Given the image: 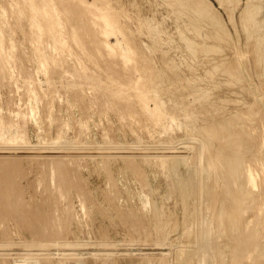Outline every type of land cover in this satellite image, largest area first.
Listing matches in <instances>:
<instances>
[{
    "label": "rangeland",
    "instance_id": "rangeland-1",
    "mask_svg": "<svg viewBox=\"0 0 264 264\" xmlns=\"http://www.w3.org/2000/svg\"><path fill=\"white\" fill-rule=\"evenodd\" d=\"M48 1L56 5L60 24L53 27L38 13L42 26L36 31L30 18L37 12L25 5L28 0H0V134L4 136L0 135V179L6 174L3 163L10 153H16L24 162L22 172L26 170L19 182L13 181L9 197L12 204L19 202L18 213L25 219L0 210V264H264V0ZM105 1L106 7L101 8ZM85 3L89 11L81 14ZM103 11L111 18L116 16L110 33L103 31ZM94 19L101 25L96 26L98 32H91ZM118 38L119 46L131 43L135 61L125 63L122 55L108 54L106 44H114ZM140 75L146 92L143 100L133 84ZM157 103L162 112L158 118L149 110ZM190 135L196 138L195 144ZM11 136L16 140L6 142ZM4 145L20 150L13 152L12 146ZM54 159L66 160L78 186L58 191L53 174L58 175L59 170L52 166ZM199 159L201 162L196 161ZM196 171L203 173L196 175ZM190 175L197 177L192 180ZM32 209L40 213H31Z\"/></svg>",
    "mask_w": 264,
    "mask_h": 264
},
{
    "label": "bare ground",
    "instance_id": "bare-ground-1",
    "mask_svg": "<svg viewBox=\"0 0 264 264\" xmlns=\"http://www.w3.org/2000/svg\"><path fill=\"white\" fill-rule=\"evenodd\" d=\"M64 2H66V0H63ZM76 1V0H75ZM85 1V0H84ZM88 1V0H87ZM97 1V0H96ZM101 1H104V0H101ZM99 2V3H102V2ZM110 1V0H109ZM179 1V0H178ZM81 2V1H80ZM83 2V1H82ZM94 2V1H93ZM188 2V1H187ZM78 3H79V1H78ZM95 3V2H94ZM97 3H98V1H97ZM104 3H106V1L105 2H103V5H104ZM111 3V2H110ZM109 3V4H110ZM157 3V2H156ZM197 3V2H196ZM63 4H65V3H63ZM67 4V3H66ZM77 4V3H76ZM86 4V3H85ZM89 4V3H88ZM91 4V3H90ZM112 4V3H111ZM110 4V5H111ZM179 4V3H178ZM187 4V3H186ZM24 5V4H23ZM27 7H29L30 9H32V11H35V12H37V14H33L32 15V17L30 18L31 20V23H32V26L34 27V29L36 30V31H39L40 29H41V26H42V24L40 23V20L38 19V17H37V15H38V13L39 14H41V15H44L45 17H47L48 18V20H49V22H50V24H51V26H53V27H55V26H58L59 24H60V15L58 14V12H57V10H56V5L55 6H52L51 5V2H49L48 0H28V2H26V4H25ZM58 5V4H57ZM81 5V4H80ZM83 5V4H82ZM100 5V4H99ZM102 5V7L101 8H105L106 6L104 5L103 6ZM109 5V6H110ZM183 5V4H182ZM181 5V6H182ZM185 5V4H184ZM201 5V4H200ZM6 6V5H5ZM17 6H19V5H17ZM77 6H79V5H77ZM86 6H87V4H86ZM93 6V5H92ZM96 6H97V4H96ZM101 6V5H100ZM112 6H113V4H112ZM116 6V5H115ZM114 6V7H115ZM202 6H203V4H202ZM59 7V6H58ZM186 7V6H185ZM23 8V7H22ZM87 8H88V6L86 7V8H82V11H81V14H83L85 11V9L87 10ZM116 8V7H115ZM184 8V7H183ZM188 8V7H187ZM205 8V7H204ZM2 9V8H1ZM23 9H25V7L23 8ZM81 9V8H80ZM89 9V8H88ZM94 9H98L97 7L95 8L94 7ZM182 9V8H181ZM192 9V8H191ZM60 10V9H59ZM65 10L66 11H68V13H70L71 12V9L68 7V5H65ZM103 10V9H102ZM105 10H107V9H105ZM168 10V9H167ZM179 10V9H178ZM183 10H187V9H183ZM209 10V9H208ZM211 10V9H210ZM250 10V9H249ZM1 11V10H0ZM11 11V10H10ZM24 11V10H23ZM64 11V10H63ZM62 11V12H63ZM87 11H89V10H87ZM100 11H101V9H100ZM180 11V10H179ZM194 11H195V8H194ZM255 11V10H254ZM35 12H33V13H35ZM93 12H94V10H93ZM97 13L99 12L98 10L96 11ZM103 12H105V11H103ZM103 12H102V14L100 15V18H102L101 19V21L102 22H104V24L105 25H103L104 27H103V31H105V32H108V33H110V31H112L111 29H113L114 28V26H115V24H114V22H113V17H116V16H114V15H111V16H113L112 18L110 17V15L108 14V12H105V14H103ZM112 12V11H111ZM206 12H207V10H206ZM215 12V11H214ZM1 13V12H0ZM16 13V12H15ZM24 13V12H23ZM91 13V12H90ZM97 13L95 14V15H97ZM100 13V12H99ZM106 13H107V15H106ZM110 13V12H109ZM186 13V12H185ZM31 14V13H30ZM71 14V13H70ZM87 14H88V12H87ZM120 15H121V13H119ZM257 14V13H256ZM2 15V14H1ZM76 15V14H75ZM85 15V14H84ZM89 15V14H88ZM87 15V16H88ZM204 15V14H203ZM202 15V16H203ZM212 15V14H211ZM21 16H23V15H21ZM30 16V15H29ZM66 16V15H65ZM69 16V15H68ZM91 16V15H90ZM180 16V15H179ZM192 16V15H191ZM198 16V15H197ZM40 17V16H39ZM89 17V16H88ZM121 17V16H120ZM195 17V16H194ZM23 18V17H22ZM86 18V17H85ZM126 18V17H125ZM174 18V17H173ZM190 18V17H189ZM193 18V17H192ZM217 18V17H216ZM69 19V18H68ZM82 19H84V18H82ZM116 19H118V18H116ZM114 20V21H117V20ZM150 19V18H149ZM199 19V18H198ZM197 19V20H198ZM22 20V19H21ZM72 20V19H71ZM70 20V21H71ZM99 20V19H98ZM64 21V20H63ZM66 21V20H65ZM74 21V20H73ZM87 21H88V24H89V20L87 19ZM120 20H118V22H119ZM154 21V20H153ZM165 21V20H164ZM215 21V20H214ZM248 21V20H247ZM97 22L98 21H96L95 19L93 20V23H92V30H91V32H95L96 30H97V32H98V28L99 27H97L96 28V26H101V25H98L97 24ZM100 22V21H99ZM121 22V21H120ZM120 22H119V24H118V27H119V25H121L120 24ZM176 22H177V20H176ZM201 22V21H200ZM216 22V21H215ZM250 22V21H249ZM70 23V22H69ZM157 23H158V21H157ZM213 23V22H212ZM217 23V22H216ZM222 23V22H221ZM220 23V24H221ZM246 23V22H245ZM65 24V23H64ZM72 24V23H71ZM76 24V23H75ZM117 24V23H116ZM159 24V23H158ZM202 24V23H201ZM209 24V23H208ZM223 24V23H222ZM68 25V24H67ZM66 25V26H67ZM203 25V24H202ZM250 25V24H249ZM252 25V24H251ZM73 26H74V23H73ZM76 26V25H75ZM78 26H79V24H78ZM194 26V25H193ZM219 26V25H218ZM85 27H87V26H85ZM89 27H90V25H89ZM150 27V26H149ZM204 27V26H203ZM202 27V28H203ZM212 27H213V25H212ZM222 27V26H221ZM225 27V26H224ZM251 27V26H250ZM64 28V27H63ZM68 28V27H67ZM101 28V27H100ZM120 28H121V26H120ZM125 28V27H124ZM153 28H155V27H153ZM158 28V27H157ZM206 28V27H205ZM223 28V27H222ZM149 29V28H148ZM194 29V28H193ZM192 29V30H193ZM198 29V28H197ZM200 29V28H199ZM215 29V28H214ZM220 29V28H219ZM223 29H225V28H223ZM1 30H2V28H0V34H1ZM44 30V29H43ZM65 30V29H64ZM76 30V29H75ZM74 30V31H75ZM202 30V29H201ZM221 30V29H220ZM226 30V29H225ZM73 31V32H74ZM78 31H80V30H78ZM82 31H83V29H82ZM102 31V30H101ZM123 31V30H122ZM133 31V30H132ZM158 31V30H157ZM209 31V30H208ZM257 31V30H256ZM65 32V31H64ZM72 32V34H74L75 35V37L77 38V35H78V33H77V35H76V33L74 32L73 33ZM100 32V31H99ZM116 32H118V31H116ZM194 32V31H193ZM220 32V31H219ZM218 32V33H219ZM223 32V31H222ZM23 33V32H22ZM70 33V32H69ZM83 33V32H82ZM87 33V32H86ZM185 33V32H184ZM93 34V33H92ZM200 34H202V32L200 33ZM217 34V33H216ZM220 34V33H219ZM224 34V33H223ZM32 35H34V34H32ZM98 35H99V33H98ZM215 35V34H214ZM71 36V35H70ZM69 36V37H70ZM94 36H96V35H94ZM100 36V35H99ZM199 36V35H198ZM44 37V36H43ZM67 37V36H66ZM78 37H79V35H78ZM158 37V36H157ZM160 37H161V35H160ZM195 37V36H194ZM194 37H192V38H194ZM206 37H207V35H206ZM218 37V36H217ZM48 38V37H47ZM103 38V37H102ZM102 38H101V40H102ZM187 38V37H186ZM204 38V37H203ZM46 39V38H45ZM71 39V38H70ZM73 39V38H72ZM77 39H80V38H77ZM108 39V38H107ZM223 39H226V38H224L223 37ZM5 40H6V38H5ZM176 40V39H175ZM193 40V39H192ZM227 40V39H226ZM225 40V41H226ZM257 40V39H256ZM39 41V40H38ZM108 41V40H107ZM107 41H105V43L107 42ZM157 41V40H156ZM191 41V40H190ZM189 41V42H190ZM211 41V40H210ZM212 41H214V40H212ZM71 42H72V40H71ZM179 42H180V40H179ZM194 42V41H193ZM196 42V41H195ZM198 42V41H197ZM223 42V41H222ZM73 43V42H72ZM95 43V42H94ZM100 43V42H99ZM116 43H117V45H116ZM116 43H114V44H111V43H107L106 44V46H107V50H109V53L108 54H110L111 56H116V54H119V55H122L123 56V58L125 59V63L126 62H133V61H135V58H134V54H133V48H132V45H130L129 43H127L126 45H120L119 46V43H121V39L120 38H118V40H117V42ZM219 43V42H218ZM80 44V43H79ZM91 44V43H90ZM187 44V43H186ZM192 44V43H191ZM206 44H207V42H206ZM217 44V43H216ZM227 44V43H226ZM256 44V43H255ZM14 45V44H13ZM75 45H76V43H75ZM102 45V44H101ZM209 45V44H208ZM214 45V44H213ZM221 45H222V43H221ZM8 46V45H7ZM11 46V45H10ZM86 46V45H85ZM93 46H95V44L93 45ZM219 46V45H218ZM14 47V46H13ZM87 47H88V45H87ZM86 47V48H87ZM101 47V46H100ZM102 47H104V45L102 46ZM10 48V47H9ZM17 48V47H16ZM40 48H42V46L40 47ZM80 48V47H79ZM191 48V47H190ZM193 48V47H192ZM203 48V47H202ZM205 48V47H204ZM212 48V47H211ZM219 48V47H218ZM3 49V41L0 39V52H1V50ZM8 49V48H7ZM46 49V48H45ZM75 49V48H74ZM105 49V48H104ZM161 49V48H160ZM225 49V48H224ZM260 49V48H259ZM33 50V49H32ZM89 50V49H88ZM219 50V49H218ZM48 51V50H47ZM52 51V50H51ZM72 51V50H71ZM86 51H87V49H86ZM97 51V50H96ZM194 51V50H193ZM24 52V51H23ZM138 52V51H137ZM203 52V51H202ZM261 52V51H260ZM76 53V52H75ZM88 53H90V52H88ZM107 53V52H106ZM219 53V52H218ZM221 53V52H220ZM49 54H51V53H49ZM77 54V53H76ZM137 54V53H136ZM188 54V53H187ZM3 55V54H2ZM61 55V54H60ZM89 55V54H88ZM106 55V54H105ZM7 56V55H6ZM14 56H16V55H14ZM22 56V55H21ZM48 56V55H47ZM46 56V57H47ZM51 56V55H50ZM80 55H78V57H79ZM82 56V55H81ZM91 56H92V54H91ZM95 56H97V55H95ZM107 56V55H106ZM17 57V56H16ZM56 57H57V55H56ZM86 57V56H85ZM84 57V58H85ZM98 57V56H97ZM100 57V56H99ZM109 57V56H108ZM119 57V56H118ZM184 57V56H183ZM47 58H49V57H47ZM80 58V57H79ZM78 58V59H79ZM90 58V57H89ZM188 58V57H187ZM19 59V58H18ZM260 59V58H259ZM58 60H59V58H58ZM72 60V59H71ZM74 60V59H73ZM97 60H98V58H97ZM121 60V59H120ZM140 60V59H139ZM195 60V59H194ZM205 60V59H204ZM221 60V59H220ZM229 60H231V59H229ZM20 61V60H19ZM62 61V60H61ZM108 61V60H107ZM116 61V60H115ZM15 62V61H14ZM37 62V61H36ZM48 62H49V60H48ZM85 62V61H84ZM83 62V63H84ZM87 62V61H86ZM106 62V61H105ZM174 62V61H173ZM172 62V63H173ZM187 62V61H186ZM192 62H193V60H192ZM225 62V61H224ZM223 62V63H224ZM229 62V61H228ZM237 62V61H236ZM2 63V62H1ZM50 63V62H49ZM69 63V62H68ZM88 63V62H87ZM94 63H95V61H94ZM101 63H102V61H101ZM109 63V62H108ZM227 63V62H226ZM225 63V64H226ZM256 63V62H255ZM263 63V62H262ZM51 64V63H50ZM65 64V63H64ZM90 64V63H89ZM92 64V63H91ZM111 64V63H110ZM141 64V63H140ZM151 64V63H150ZM228 64V63H227ZM16 65V64H15ZM79 65V64H78ZM203 65H206V64H203ZM82 66V65H81ZM89 66V65H88ZM108 66H112V65H108ZM125 66V65H124ZM123 66V67H124ZM216 66V65H215ZM76 67V66H75ZM79 67V66H78ZM99 67V66H98ZM119 67V66H118ZM137 67V66H136ZM153 67V66H152ZM220 67V66H219ZM218 67V68H219ZM37 68L38 67H36V70H37ZM40 68V67H39ZM67 68V67H66ZM65 68V69H66ZM73 68V67H72ZM103 68V67H102ZM125 68V67H124ZM171 68V67H170ZM235 68V67H234ZM59 69V68H58ZM74 69H76V68H74ZM74 69H73V72H74ZM104 69V68H103ZM110 69V68H109ZM141 69V68H140ZM148 69V68H147ZM226 69V68H225ZM11 70V69H10ZM26 70V69H25ZM30 70V69H29ZM108 70V69H107ZM217 70H219V69H217ZM231 70V69H230ZM233 70V69H232ZM1 71V70H0ZM2 71H3V69H2ZM24 71V70H23ZM53 71V70H52ZM92 71V70H91ZM94 71V70H93ZM96 71V70H95ZM106 71V70H105ZM112 71V70H111ZM122 71V70H121ZM145 71H146V69H145ZM152 71V70H151ZM173 71V70H172ZM4 72V71H3ZM20 72V71H19ZM89 72V71H88ZM97 72V71H96ZM99 72V71H98ZM107 72H109V71H107ZM229 72V71H228ZM18 73V72H17ZM35 73V72H34ZM83 73V72H82ZM105 74H106V72H104ZM137 73V72H136ZM135 73V74H136ZM145 73V72H144ZM161 73V72H160ZM159 73V74H160ZM207 73V72H206ZM225 73V72H224ZM239 73V72H238ZM39 74V73H38ZM112 74H114V73H112ZM125 74V73H124ZM213 74V73H212ZM232 74V73H231ZM237 74V73H236ZM256 74V73H255ZM3 75V74H2ZM88 75V74H87ZM86 75V76H87ZM90 75V74H89ZM98 75H99V73H98ZM109 75V74H108ZM120 75H122V73L120 74ZM143 75V74H142ZM145 75H147V72H146V74ZM156 75H158V74H156ZM172 75V74H171ZM230 75V74H229ZM233 75V74H232ZM32 76H34V75H32ZM78 76V75H77ZM100 76V75H99ZM125 76H126V74H125ZM199 76V75H198ZM231 76V75H230ZM16 77V76H15ZM79 77V76H78ZM77 77V78H78ZM89 77V76H88ZM107 77H109V76H107ZM129 77V76H128ZM133 77H134V75H133ZM157 78H158V76H156ZM163 77V76H162ZM233 77H235V76H233ZM24 78V77H23ZM33 78V77H32ZM37 78V77H36ZM60 78V77H59ZM80 78H81V75H80ZM85 78V77H84ZM87 78V77H86ZM90 78V77H89ZM97 78V77H96ZM106 78V77H105ZM156 78V79H157ZM161 78V77H160ZM109 79V78H108ZM182 79H184V78H182ZM213 79V78H212ZM238 79V78H237ZM242 79V78H241ZM5 80H6V78H5ZM37 80V79H36ZM87 80V79H86ZM89 80V79H88ZM96 80H98V79H96ZM101 80V79H100ZM109 80H112V79H109ZM119 80V79H118ZM122 80V79H121ZM162 80V79H161ZM196 80V79H195ZM215 80V79H214ZM10 81H11V79H10ZM25 81H26V79H25ZM29 81V80H28ZM34 81V80H33ZM72 81V80H71ZM101 81H103V80H101ZM106 81V80H105ZM130 81H131V79H130ZM148 81V80H147ZM153 81V80H152ZM156 81V80H155ZM154 81V82H155ZM159 80H157V82H158ZM172 81H174L173 79H172ZM198 81V80H197ZM210 81V80H209ZM218 81V80H217ZM227 81H229V83H230V80H227ZM38 82V81H37ZM91 82H93V81H91ZM115 82H116V80H115ZM115 82H114V84H115ZM123 82H124V80H123ZM142 82H144V80H143V77L140 75L136 80H134L133 81V84H134V87L136 88V92H138V95L140 96V98L143 100V99H145V95H146V92H145V90H144V88H142L143 87V83ZM160 82V81H159ZM242 82V81H241ZM2 83V82H1ZM33 83V82H32ZM55 83H57V82H55ZM70 83V82H69ZM89 83V82H88ZM96 83V82H95ZM105 83H107V82H105ZM118 83V82H117ZM120 83V82H119ZM127 83V82H126ZM178 83V82H177ZM200 83V82H199ZM214 83V82H213ZM217 83V82H216ZM91 84V83H90ZM97 84H98V82H97ZM101 84V83H100ZM99 84V85H100ZM124 84V83H123ZM130 84V83H129ZM129 84H125V86H128ZM154 84V83H153ZM160 84H162V82H160ZM190 84V83H189ZM31 85V84H30ZM55 85V84H54ZM82 85V84H81ZM102 85V84H101ZM104 85V84H103ZM219 85V84H218ZM231 85V84H230ZM234 85V84H233ZM236 85H237V83H236ZM239 85V84H238ZM5 86V85H4ZM17 86V85H16ZM24 86H25V84H24ZM23 86V87H24ZM31 86H33V85H31ZM52 86V85H51ZM76 86H77V84H76ZM106 86H109V85H106ZM124 86V87H125ZM130 86V85H129ZM128 86V87H129ZM153 86V85H152ZM12 87V86H11ZM37 87V86H36ZM53 87V86H52ZM55 87V86H54ZM82 87V86H81ZM95 87L96 88H98L96 85H95ZM123 87V86H122ZM204 87V86H203ZM239 87V86H238ZM17 88V87H16ZM30 88V87H29ZM79 88H80V86H79ZM93 88V87H92ZM102 88V87H101ZM107 88V87H106ZM117 88V87H116ZM119 88V87H118ZM130 88V87H129ZM132 88V87H131ZM154 88V87H153ZM198 88V87H197ZM205 88V87H204ZM219 88V87H218ZM19 89V88H18ZM26 89V88H25ZM50 89V88H49ZM56 89V88H55ZM58 89V88H57ZM73 89V88H72ZM99 89H100V86H99ZM108 89V88H107ZM113 89V88H112ZM126 89H128V88H126ZM133 89V88H132ZM236 89V88H235ZM262 89V88H261ZM23 90V89H22ZM28 90V89H27ZM60 90V89H59ZM116 90V89H115ZM118 90V89H117ZM129 90V89H128ZM161 90H162V88H161ZM29 91H30V89H29ZM52 91V90H51ZM107 91V90H106ZM111 91V90H110ZM131 92H132V90H130ZM129 91V92H130ZM13 92V91H12ZM53 92V91H52ZM68 92V91H67ZM77 92V91H76ZM98 92H101V91H98ZM112 92V91H111ZM131 92H130V94H131ZM133 92H135V90L133 91ZM132 92V93H133ZM152 92V91H151ZM179 92V91H178ZM191 92V91H190ZM49 93V92H48ZM59 93V92H58ZM62 93V92H61ZM110 93V92H109ZM115 93V92H114ZM128 93V92H127ZM168 93V92H167ZM201 93V92H200ZM208 93V92H207ZM232 93V92H231ZM32 94V93H31ZM123 95L125 94V93H122ZM135 94V93H134ZM156 94V93H155ZM160 94V93H159ZM193 95H195L194 93H192ZM191 94V95H192ZM210 94V93H209ZM234 94V93H233ZM243 94V93H242ZM13 95H15V94H13ZM48 95V94H47ZM52 95V94H51ZM59 95V94H58ZM64 95V94H63ZM133 95V94H132ZM149 95V94H148ZM172 95V94H171ZM174 95V94H173ZM179 95H181V94H179ZM220 95V94H219ZM230 95V94H229ZM240 95V94H239ZM41 96V95H40ZM102 96V95H101ZM136 96V95H135ZM150 96V95H149ZM158 96V95H157ZM15 97V96H14ZM94 97V96H93ZM133 97V96H132ZM168 97V96H167ZM171 97V96H170ZM169 97V98H170ZM240 97V96H239ZM246 97V96H245ZM36 98H38V97H36ZM134 98V97H133ZM132 98V99H133ZM159 98V97H158ZM195 98V97H194ZM220 98V97H219ZM50 99V98H49ZM48 99V100H49ZM73 99V98H72ZM82 99V98H81ZM102 99V98H101ZM108 99V98H107ZM110 99V98H109ZM137 99H139V98H137ZM137 99H136V101H137ZM165 99V98H164ZM185 99H186V97H185ZM229 99V98H228ZM113 100V99H112ZM117 100V99H116ZM120 100H121V98H120ZM167 100V99H166ZM164 101V102H167V101ZM170 100H171V98H170ZM176 100H177V98H176ZM233 100V99H232ZM240 100V99H239ZM242 100V99H241ZM13 101V100H12ZM98 101V100H97ZM110 101V100H109ZM126 101V100H125ZM124 101V102H125ZM134 101V100H133ZM162 101V100H161ZM211 101V100H210ZM243 101V100H242ZM241 101V102H242ZM247 101V100H246ZM87 102V101H86ZM112 102V101H111ZM130 102V101H129ZM132 102V101H131ZM171 102V101H170ZM174 102V101H173ZM208 102V101H207ZM218 102H220V101H218ZM230 102V101H229ZM245 102V101H244ZM248 102V101H247ZM16 103V102H15ZM49 103V102H48ZM60 103H62V102H60ZM69 103V102H68ZM106 103V102H105ZM142 103V102H141ZM140 103V104H141ZM234 103V102H233ZM239 102H237V104H238ZM1 104V103H0ZM45 104V103H44ZM126 104V103H125ZM136 104V103H135ZM138 104V103H137ZM136 104V105H137ZM165 106H166V104L165 103H163ZM167 104H169V103H167ZM174 104L175 103H173V106H174ZM178 104V103H177ZM204 104V103H203ZM210 104V103H209ZM242 104V103H241ZM69 105V104H68ZM145 105H146V103L144 104V107H145ZM171 105V104H170ZM248 105V104H247ZM247 105H245V107L247 106ZM3 106V105H2ZM19 106V105H18ZM27 106V105H26ZM100 106V105H99ZM105 106V105H104ZM104 106H103V108H104ZM112 106H113V103H112ZM138 106V105H137ZM169 106V105H168ZM189 106H190V104H189ZM214 106V105H213ZM224 106V105H223ZM229 106V105H228ZM69 107V106H68ZM98 107V106H97ZM107 107H108V105H107ZM131 107H133V105L131 106ZM220 107V106H219ZM226 107V106H225ZM234 107H235V105H234ZM237 107H239V106H237ZM20 108V107H19ZM115 108V107H114ZM142 108V107H141ZM146 108H147V106H146ZM161 108V106L159 105V103H157L156 104V107L155 108H153V109H149L153 114H156V118H158V117H160L161 116V114H162V112L161 111H159V109ZM168 108V107H167ZM172 108V107H171ZM17 109H18V107H17ZM62 109V108H61ZM60 109V110H61ZM112 109V108H111ZM118 110H119V108H117ZM126 109H127V107H126ZM125 109V110H126ZM137 109V108H136ZM143 109V108H142ZM141 109V110H142ZM192 109V108H191ZM234 109V108H233ZM21 110V109H20ZM114 110V109H113ZM116 110V109H115ZM118 110H117V112H118ZM120 110H121V108H120ZM120 110H119V112H120ZM129 110V109H128ZM131 110V109H130ZM161 110V109H160ZM166 110V109H165ZM171 110H173V109H171ZM200 110V109H199ZM238 110V109H237ZM241 110V109H240ZM244 110V109H243ZM10 111V110H9ZM16 111V110H15ZM83 111V110H82ZM144 111V110H143ZM185 111V110H184ZM193 111V110H192ZM251 111V110H250ZM21 112V111H20ZM118 112V113H119ZM126 112V111H125ZM140 112V111H139ZM142 112V111H141ZM145 112V111H144ZM165 112V111H164ZM190 112V111H189ZM188 112V113H189ZM208 112V111H207ZM216 112H219V111H216ZM244 112V111H243ZM30 113V112H29ZM61 113V112H60ZM99 113V112H98ZM107 113H109V112H107ZM116 113V112H115ZM117 113V114H118ZM122 113H123V111H122ZM166 113V112H165ZM246 113V112H245ZM250 113V112H249ZM19 114V113H18ZM23 113H21V115H22ZM48 114V113H47ZM119 114H121V113H119ZM127 114V113H126ZM144 115H146L147 113H143ZM168 114V113H167ZM177 114V113H176ZM192 114V113H191ZM204 114H205V112H204ZM219 114V113H218ZM227 114V113H226ZM9 115V114H8ZM24 115V114H23ZM29 115V114H28ZM31 115V114H30ZM45 115V114H44ZM58 115V114H57ZM116 115V114H115ZM128 115V114H127ZM186 115H189V114H186ZM199 115V114H198ZM215 115V114H214ZM257 115V114H256ZM26 116H27V114H26ZM122 114H121V117L120 118H122ZM125 116V115H124ZM165 116H166V114H165ZM185 116V115H184ZM205 116V115H204ZM242 116V115H241ZM261 116V115H260ZM62 117V116H61ZM89 117H90V115H89ZM92 117V116H91ZM111 117V116H110ZM109 117V118H110ZM144 117V116H143ZM149 117V116H148ZM188 117V116H187ZM186 117V118H187ZM228 117V116H227ZM227 117H225V118H227ZM10 118V117H9ZM27 118H28V116H27ZM134 118V117H133ZM167 118H169V117H167ZM178 118V117H177ZM207 118V117H206ZM223 118V117H222ZM236 118V117H235ZM244 118V117H243ZM245 118H246V116H245ZM47 119V118H46ZM59 119V118H58ZM85 119H86V117H85ZM148 119V118H147ZM162 119V118H161ZM202 119V118H201ZM215 119V118H214ZM230 119V118H229ZM233 119V118H232ZM248 119V118H247ZM261 119V118H260ZM13 120V119H12ZM17 120V119H16ZM25 120H26V118H25ZM31 120V119H30ZM110 120V119H109ZM145 120H146V117H145ZM151 120H153V119H151ZM151 120H148V121H151ZM175 120H177V119H175ZM216 120H218V119H216ZM226 120V119H225ZM18 121V120H17ZM26 121H28V120H26ZM132 121V120H131ZM59 122V121H58ZM62 122V121H61ZM146 122V121H145ZM152 122H154V121H152ZM170 122V121H169ZM176 122V121H175ZM214 122V121H213ZM233 122H235V121H233ZM44 123V122H43ZM182 123V122H181ZM191 123V122H190ZM208 123H210V122H208ZM225 123V122H224ZM1 124H3V123H1ZM46 124V123H45ZM69 124V123H68ZM128 124V123H127ZM150 124V123H149ZM152 124V123H151ZM154 124H156L155 122H154ZM218 124V123H217ZM240 124V123H239ZM242 124V123H241ZM263 124V123H262ZM19 125V124H18ZM26 126L27 124H23V126ZM61 125V124H60ZM67 125V124H66ZM72 125V124H71ZM110 125V124H109ZM205 125V124H204ZM210 125V124H209ZM237 125V124H236ZM19 126H21V125H19ZM22 126V127H23ZM111 126V125H110ZM132 126V125H131ZM140 126V125H139ZM145 126V125H144ZM147 126V125H146ZM155 126V125H154ZM188 126V125H187ZM240 126V125H239ZM264 126V125H263ZM1 127V126H0ZM12 128L14 127V126H11ZM61 127H63V126H61ZM70 127V126H69ZM114 127V126H113ZM186 127V126H185ZM207 127V126H206ZM15 128V127H14ZM23 128H25V127H23ZM22 128V129H23ZM132 128H133V126H132ZM144 129H145V127H143ZM195 128V127H194ZM226 128V127H225ZM243 128V127H242ZM106 129V128H105ZM113 129V128H112ZM224 129V128H223ZM228 129V128H227ZM24 130V129H23ZM150 130V129H149ZM2 131V130H1ZM0 131V132H1ZM5 131V130H4ZM22 131V130H21ZM58 131V130H57ZM195 131V130H194ZM204 131V130H203ZM225 131H226V129H225ZM239 131V130H238ZM6 132V131H5ZM27 132V131H26ZM25 132V133H26ZM60 132V131H59ZM77 132V131H76ZM191 132V131H190ZM217 132V131H216ZM222 132V131H221ZM21 133V132H20ZM83 133V132H82ZM88 133V132H87ZM106 133V132H105ZM243 133V132H242ZM1 134H2V132H1ZM0 134V135H1ZM6 134V133H5ZM22 134H24V131H23V133ZM28 134V133H27ZM60 134V133H59ZM63 134V133H62ZM237 134V133H236ZM245 134V133H244ZM7 135V134H6ZM26 135V134H25ZM52 135V134H51ZM57 135V134H56ZM61 135V134H60ZM66 135V134H65ZM2 136V135H1ZM15 136V135H14ZM14 136H11L9 139H5L6 140V142H9V141H13V140H16V138L14 137ZM21 136V135H20ZM24 136V135H23ZM22 136V137H23ZM48 136V135H47ZM64 136V135H63ZM76 136V135H75ZM189 136V135H188ZM187 136V137H188ZM217 136V135H216ZM231 136V135H230ZM2 137H4V136H2ZM19 137V136H18ZM24 137H26V136H24ZM50 137V136H49ZM49 137L47 138V139H49ZM184 137V136H183ZM186 137V138H187ZM195 137V136H194ZM197 137V136H196ZM213 137V136H212ZM225 137V136H224ZM244 137V136H243ZM1 138V137H0ZM28 138V137H27ZM52 138V137H51ZM4 139V138H3ZM25 139V138H24ZM53 139V138H52ZM55 139V138H54ZM189 139L191 140L190 142L192 143V140L193 139H191V135H190V137H189ZM196 139V138H195ZM194 139V140H195ZM2 140V139H1ZM17 140H18V138H17ZM59 140H60V138H59ZM67 140V139H66ZM187 140V139H186ZM194 140H193V143H194ZM202 140V139H201ZM201 140H199V141H201ZM204 140V139H203ZM29 141V140H28ZM47 141V140H46ZM72 141V140H71ZM197 141V140H196ZM215 141V140H214ZM232 141V140H231ZM21 142V141H20ZM26 142H27V140H26ZM187 142H189V141H187ZM198 142V141H197ZM209 142V141H208ZM211 142V141H210ZM29 143V142H28ZM49 143V142H48ZM110 143V142H109ZM204 143V142H203ZM20 144V143H19ZM31 144V143H30ZM52 144V143H51ZM112 144H114V143H112ZM119 144V143H118ZM121 144V143H120ZM195 144V143H194ZM194 144H193V146H194ZM201 143H199V144H197V145H200ZM27 145H29V144H27ZM56 145V144H55ZM58 145V144H57ZM63 145H64V143H63ZM67 145V144H66ZM117 145V144H116ZM176 145V144H175ZM191 145V144H190ZM197 145H196V148H198L197 147ZM205 145V144H204ZM5 146V145H4ZM12 146V148H14L15 150L13 151V152H18L20 149H17V147H15V145L13 146V145H6L5 147L6 148H8V147H11ZM203 146V145H202ZM208 146H209V144H208ZM4 147V148H5ZM25 147V146H24ZM57 147V146H56ZM64 147V146H63ZM108 147V146H107ZM200 147H201V145H200ZM206 147V146H205ZM29 148V147H28ZM69 148V147H68ZM124 148V147H123ZM195 148V147H194ZM195 148V149H196ZM60 149H61V147H60ZM108 149V148H107ZM177 149V148H176ZM198 149H200V148H198ZM201 149H204V146H203V148H201ZM207 149V148H206ZM235 149V148H234ZM4 150V149H3ZM56 150V149H55ZM122 150V149H121ZM8 151V150H7ZM6 151V149H5V152H7ZM11 151H12V149H11ZM63 151V150H62ZM68 151V150H67ZM120 151V150H119ZM193 151V150H192ZM203 151V150H202ZM254 151V150H253ZM262 151V150H261ZM4 152V151H3ZM122 152V151H121ZM197 152V151H196ZM205 152V151H204ZM209 152V151H208ZM211 152V151H210ZM1 154H2V152H0ZM10 153V152H9ZM66 153V152H65ZM64 153V154H65ZM112 153V152H111ZM124 153V152H123ZM193 153V152H192ZM198 153L199 154H201V153H203V152H199L198 151ZM197 153V154H198ZM219 153V152H218ZM0 154V155H1ZM7 154V153H6ZM36 154V153H35ZM59 154H60V152H59ZM70 154V153H69ZM68 154V155H69ZM131 154V153H130ZM129 154V155H130ZM164 154H166V153H164ZM174 154V153H173ZM182 154V153H181ZM188 154V153H187ZM186 154V155H187ZM195 154V153H194ZM197 154H195L196 156H197ZM198 154V155H199ZM204 154V153H203ZM210 154V153H209ZM221 154V153H220ZM10 155H11V157L10 158H8L7 160H6V162L5 163H3V169H5V170H7V171H4V173L6 172V174H5V176H4V178L3 179H0V199H2L1 200V202L0 203H2V206H0V210H2L1 208H3L4 209V211H6V214L5 215H7V216H16V218L18 217V218H21V219H25V217H23L24 215L22 214H19L18 212H20L19 210H20V208L17 206V203L19 204V202L18 201H16L17 203L16 204H12L11 203V199H9V197H11L13 194V191H12V189H13V185L12 184H14V182H15V180H16V182H19L18 180H19V178H20V176H21V173H22V176L24 175L23 173L26 171V170H23V172H22V169H23V167H25L24 166V162H22L21 161V159L20 158H18L17 156H16V153H10ZM27 155V154H26ZM30 155H32V154H30ZM34 155V154H33ZM54 155V154H53ZM66 155H67V153H66ZM65 155V156H66ZM122 155V154H121ZM216 155L218 156V154L216 153ZM15 156V157H14ZM23 156H24V153H23ZM51 156V155H50ZM58 156V155H57ZM63 156V155H62ZM110 156V155H109ZM133 156V155H132ZM167 156V155H166ZM172 156V155H171ZM174 156V155H173ZM201 156H203V155H201ZM201 156L199 157V158H201ZM234 156V155H233ZM31 157V156H30ZM40 157V156H39ZM56 157V156H55ZM61 157V156H60ZM73 157V156H72ZM72 157H70V158H72ZM113 157V156H112ZM124 157V156H123ZM186 157V156H185ZM192 157H194V156H192ZM216 157V156H215ZM54 158V157H53ZM52 158V159H53ZM62 158V157H61ZM66 158V157H65ZM165 158H168V156L167 157H162V159H163V161L162 162H164V159ZM171 158H173V157H171ZM187 158V157H186ZM203 158V157H202ZM216 158H218V157H216ZM6 159V158H5ZM195 159V158H194ZM211 159L213 160V158H212V156H211ZM211 159L209 160L210 162H211ZM219 159V158H218ZM38 160V159H37ZM71 160H73V159H71ZM161 160V159H160ZM214 160H216V159H214ZM229 160V159H228ZM5 161V160H4ZM3 160H2V162H4ZM166 161V160H165ZM174 161V160H173ZM193 161V160H192ZM196 161H198V162H201L200 161V159L199 160H196ZM196 161H194V163L196 162ZM218 161V160H217ZM220 161V160H219ZM225 161V160H224ZM49 162V161H48ZM63 163V165L65 164V162H66V160H63V159H54V160H52V166H53V168H56V167H58V175L55 173V174H53V178H55L56 177V179H57V182H56V180L54 181V182H56L55 184H56V188H58V191L59 190H61L62 188H67V189H70V187H74L75 188V185H77V182H73V180L71 179V169L69 168V167H66V164H65V167L63 166V165H61L60 163ZM204 162V161H203ZM67 163H69V162H67ZM71 163V162H70ZM131 163V162H130ZM165 163V162H164ZM193 163V164H194ZM197 163V162H196ZM215 164H216V162H214ZM213 163V164H214ZM218 163V162H217ZM221 163V162H220ZM227 163V162H226ZM232 163V162H231ZM234 163V162H233ZM1 164V163H0ZM50 164V163H49ZM56 164V165H55ZM184 164V163H183ZM186 164V163H185ZM219 164V163H218ZM218 164H217V166H218ZM224 164V163H223ZM228 164H229V162H228ZM45 165V164H44ZM74 165V164H73ZM197 165L199 166V164L197 163ZM200 165H203V164H200ZM209 165H211V164H208V166ZM221 165V164H220ZM50 167H51V165H49ZM48 166V167H49ZM175 166V165H174ZM180 166V165H179ZM188 166V165H187ZM226 166V165H225ZM231 166H232V164H231ZM250 166V165H249ZM49 167V168H50ZM167 167H169V166H167ZM195 167V166H194ZM211 167V166H210ZM214 167V166H213ZM230 167V166H229ZM52 168V167H51ZM71 168H72V166H71ZM78 168V167H77ZM166 168V167H165ZM196 168V167H195ZM199 168V167H198ZM197 168V169H198ZM203 168V167H202ZM208 168V167H207ZM1 169V168H0ZM169 169V168H168ZM205 168H203V170H204ZM209 169V168H208ZM212 169V168H211ZM224 169V168H223ZM230 169V168H229ZM44 170H46L45 168H44ZM71 170V171H70ZM174 170V169H173ZM192 170V169H191ZM202 170V171H203ZM250 170V169H249ZM3 171V170H2ZM51 171V170H50ZM79 171V170H78ZM169 172L171 171V170H168ZM195 171V170H194ZM200 171H201V166H200ZM214 171V170H213ZM225 171V170H224ZM0 172H1V170H0ZM39 172V171H38ZM46 172V171H45ZM55 172H56V170H55ZM175 172V171H174ZM179 172V171H178ZM197 172V171H196ZM195 172V173H196ZM199 172V171H198ZM198 172H197V174L196 175H198ZM212 172V171H211ZM228 172V171H227ZM80 173V172H79ZM199 173H203V172H199ZM28 174V173H27ZM49 174H51V173H49ZM81 174H82V172H81ZM191 174V173H190ZM208 174V173H207ZM211 174H213V172L211 173ZM218 174H220V173H218ZM234 174V173H233ZM41 175V174H40ZM138 175V174H137ZM145 175V174H144ZM167 175H169V173L167 174ZM195 175V176H196ZM214 175H215V173H214ZM213 175V176H214ZM222 175V174H221ZM220 175V176H221ZM21 176V177H22ZM51 176V175H50ZM80 176V175H79ZM195 176H191L190 175V178L192 179V177H195ZM200 176H201V174H200ZM75 177V176H74ZM197 177V176H196ZM223 177V176H222ZM233 177V176H232ZM2 178V177H1ZM24 178V177H23ZM82 178V177H81ZM180 179H182V178H180ZM194 180L196 179V178H193ZM192 179V180H193ZM22 180V179H21ZM20 180V181H21ZM81 180H83V179H81ZM178 180V179H177ZM176 180V181H177ZM208 180V179H207ZM211 180V179H210ZM220 180V179H219ZM14 181V182H13ZM198 181V180H197ZM200 181V180H199ZM202 181V180H201ZM216 181V180H215ZM206 182V181H205ZM207 182H209V180L207 181ZM36 183V182H35ZM182 183H183V181H182ZM187 183V182H186ZM210 183V182H209ZM219 183V182H218ZM257 183V182H256ZM40 184H42L41 182H40ZM52 184H54V183H52ZM79 184V183H78ZM204 184V183H203ZM211 184H212V182L210 183V186H211ZM216 184V183H215ZM202 185V184H201ZM200 185V186H201ZM207 185H209V184H207ZM228 185V184H227ZM15 186V185H14ZM17 186H18V184H17ZM26 186V185H25ZM48 186V185H47ZM53 186V185H52ZM64 186H66V187H64ZM78 186V185H77ZM192 186V185H191ZM16 187V186H15ZM22 187V186H21ZM83 187V186H82ZM182 187V186H181ZM211 187H213V186H211ZM210 187V188H211ZM219 187V186H218ZM19 188V187H18ZM35 188V187H34ZM54 188V187H53ZM15 189H17V188H15ZM37 189V188H36ZM73 189V188H72ZM201 189V188H200ZM19 190V189H18ZM17 190V191H18ZM82 190V189H81ZM210 190V189H209ZM209 190H206V191H208V193H209ZM25 191V190H24ZM36 191V190H35ZM56 191H57V189H56ZM83 191V190H82ZM189 191V190H188ZM203 191V190H202ZM211 191V190H210ZM15 192V191H14ZM45 192V191H44ZM53 192V191H52ZM61 192H62V190H61ZM73 192V191H72ZM17 193H19V192H17ZM21 193V192H20ZM26 193V192H25ZM64 193V192H63ZM193 193V192H192ZM221 193V192H220ZM66 194V193H65ZM42 195V194H41ZM84 195V194H83ZM197 195V194H196ZM215 195V194H214ZM18 196V195H17ZM24 196V195H23ZM22 196V194H21V197H23ZM56 196V195H55ZM62 196V195H61ZM71 196V195H70ZM213 196V195H212ZM37 197V196H36ZM43 197V196H42ZM58 197H59V195H58ZM67 197V196H66ZM209 197V196H208ZM15 198V197H14ZM18 198L19 197H17V198H15V199H17L18 200ZM63 198V197H62ZM24 198H22V200H23ZM42 199V198H41ZM81 199V198H80ZM211 199V198H210ZM212 200V199H211ZM47 201V200H46ZM52 201H53V199H52ZM57 201V200H56ZM65 201V200H64ZM68 201V200H67ZM82 201V200H81ZM85 201V200H84ZM156 201V200H155ZM184 201V200H183ZM186 201V200H185ZM209 201V200H208ZM22 202V201H21ZM24 202V201H23ZM148 202H149V200H148ZM14 203V202H13ZM27 203V202H26ZM33 203H35V202H33ZM40 202H38V204H39ZM58 203V202H57ZM212 203V202H211ZM22 204V203H21ZM24 204V203H23ZM61 204V203H60ZM67 204V203H66ZM71 204V203H70ZM148 204V203H147ZM157 204V203H156ZM155 204V205H156ZM212 204H214V203H212ZM212 204H211V206H212ZM44 205V204H43ZM46 205V204H45ZM184 205V204H183ZM187 205V204H186ZM215 205H216V203H215ZM226 205V204H225ZM25 206V205H24ZM214 206V205H213ZM36 207V206H35ZM55 207V206H54ZM157 207V206H156ZM187 207V206H186ZM22 208H24V207H22ZM43 208V207H42ZM68 208V207H67ZM73 208V207H72ZM261 208V207H260ZM28 209V208H27ZM45 209H46V207H45ZM61 209V208H60ZM233 209V208H232ZM236 209V208H235ZM22 210V209H21ZM25 210H26V208H25ZM33 210V209H32ZM44 210V209H43ZM42 210V211H43ZM49 210V209H48ZM212 210H213V208H212ZM214 210H216V208L214 209ZM213 210V211H214ZM220 210V209H219ZM29 211V210H28ZM39 212L40 213V211L38 210V211H36V210H33L31 213H33V212ZM50 211V210H49ZM48 211V212H49ZM60 211V210H59ZM189 211V210H188ZM1 212H3V211H1ZM44 212V211H43ZM47 212V211H46ZM51 212V211H50ZM49 212V213H50ZM21 213H24V212H22L21 211ZM28 213V212H27ZM30 212L28 213L29 215L31 214ZM42 213V212H41ZM45 213V212H44ZM48 213V214H49ZM16 214V215H15ZM66 214H67V212H66ZM211 214V213H210ZM209 214V215H210ZM222 214V213H221ZM35 215H36V217H37V214L35 213ZM34 215V216H35ZM39 215V214H38ZM43 215V214H42ZM41 215V216H42ZM52 215V214H51ZM60 215V214H59ZM214 215V214H213ZM30 216H32V214L30 215ZM46 216V215H45ZM50 216V215H49ZM220 216V215H219ZM6 217V216H5ZM51 217V216H50ZM32 219L33 218H35V217H31ZM39 218H40V216H39ZM222 218V217H221ZM4 219V218H3ZM37 219V218H36ZM45 221L47 222V218L45 217ZM207 219V218H206ZM15 220H17V219H15ZM40 220V219H39ZM39 220H38V222H39ZM5 221H7V220H5ZM20 221V220H19ZM32 221V220H31ZM33 221H34V219H33ZM32 221V222H33ZM37 221V220H36ZM49 221V220H48ZM51 221V220H50ZM49 221V222H50ZM208 221V220H207ZM8 222V221H7ZM38 222H37V225H36V227L39 225L38 224ZM41 222H42V224H45V223H43V221L41 220ZM41 222H39V223H41ZM48 222V223H49ZM71 222V221H70ZM146 222V221H145ZM157 222V221H156ZM51 223V222H50ZM53 223V222H52ZM138 223H139V221H138ZM147 223V222H146ZM164 223V222H163ZM13 224V223H12ZM20 224V223H19ZM18 224V225H19ZM34 224V223H33ZM35 224H36V222H35ZM58 224H59V222H58ZM72 224V223H71ZM6 225V224H5ZM41 225V224H40ZM46 225V224H45ZM54 225V224H53ZM62 225V224H61ZM60 225V226H61ZM68 225V224H67ZM2 226V225H1ZM8 227H9V225H7ZM20 226V225H19ZM43 226V225H42ZM48 226H50V224L48 225ZM35 227V226H34ZM46 227H47V225H46ZM54 227V226H53ZM132 227V226H131ZM264 227V226H263ZM5 228H6V226H5ZM16 228H17V226H16ZM12 229V228H11ZM39 229L40 228H38V231H39ZM44 229V228H43ZM47 229H48V227H47ZM50 230L52 229V227L51 228H49ZM71 229V228H70ZM129 229V228H128ZM208 229V228H207ZM7 230V229H6ZM35 230V229H34ZM42 230V229H41ZM45 230V229H44ZM59 230V229H58ZM211 230V229H210ZM9 233H10V231L9 230H7ZM15 230H13V232H14ZM37 231V232H38ZM53 231V230H52ZM52 231H51V233H52ZM56 231V230H55ZM67 231V230H66ZM16 232V231H15ZM41 232V231H40ZM46 232H50V231H46L45 230V233ZM141 232V231H140ZM56 233V232H55ZM5 234H6V232H5ZM15 234V233H14ZM48 234H50V233H48ZM53 234V233H52ZM59 234V233H58ZM130 234V233H129ZM40 235V234H39ZM48 236V235H47ZM133 236V235H132ZM150 236V235H149ZM8 237V236H7ZM14 237V236H13ZM36 237V236H35ZM45 237V236H44ZM62 237V236H61ZM142 237V236H141ZM54 238V237H53ZM139 239V238H138ZM255 239H256V237H255ZM7 240H9V238L7 239ZM26 240V239H25ZM52 240V239H51ZM65 240V239H64ZM132 240V239H131ZM146 240V239H145ZM262 240V239H261ZM260 240V241H261ZM28 241V240H27ZM50 241V240H49ZM251 241V240H250ZM259 241V240H258ZM40 242H43V241H40ZM47 242V241H46ZM73 242V241H72ZM8 243H9V241H8ZM14 243V242H13ZM19 242H17V244H18ZM48 243V242H47ZM46 243V244H47ZM66 243V242H65ZM159 243V242H158ZM29 244V243H28ZM45 244V243H44ZM57 244H59V243H57ZM74 244V243H73ZM149 244V243H148ZM10 245H11V243H10ZM20 245V244H19ZM35 245V244H34ZM66 245V244H65ZM207 245V244H206ZM216 245V244H215ZM145 246V245H144ZM149 246V245H148ZM166 246V245H165ZM37 248V247H36ZM213 248V247H212ZM257 248H258V246H257ZM1 249V248H0ZM30 249V248H29ZM34 249V248H33ZM52 249V248H51ZM164 249V248H163ZM27 250V249H26ZM35 250V249H34ZM253 250V249H252ZM213 251V250H212ZM248 251V250H247ZM23 252V251H22ZM57 252V251H56ZM61 252H63L64 253V251H61ZM252 252V251H251ZM0 253H1V250H0ZM29 253V252H28ZM38 253V252H37ZM39 253H41V252H39ZM66 253V252H65ZM263 253V252H262ZM2 254V253H1ZM0 254V255H1ZM30 254V253H29ZM44 254V253H43ZM72 254V253H71ZM33 255V254H32ZM73 255H74V252H73ZM131 255V254H130ZM29 256V255H28ZM72 256V255H71ZM194 256V255H193ZM202 256V255H201ZM249 256V255H248ZM251 256V255H250ZM65 257V256H64ZM73 257V256H72ZM244 257V256H243ZM54 258V257H53ZM206 258V257H205ZM208 258V257H207ZM65 259V258H64ZM75 259V258H74ZM163 259V258H162ZM212 259V258H211ZM16 260V259H15ZM50 260H52V259H50ZM61 260V259H60ZM2 261V260H1ZM40 261V260H39ZM131 261V260H130ZM66 262H68V261H66ZM3 263H4V261H3ZM49 263H51V262H49ZM63 263V262H62ZM41 264H42V262H41ZM53 264V263H52ZM67 264V263H66ZM68 264H70V263H68ZM164 264V263H163Z\"/></svg>",
    "mask_w": 264,
    "mask_h": 264
}]
</instances>
